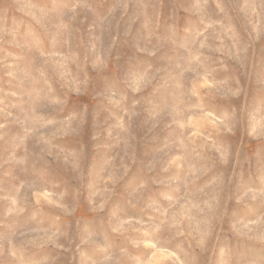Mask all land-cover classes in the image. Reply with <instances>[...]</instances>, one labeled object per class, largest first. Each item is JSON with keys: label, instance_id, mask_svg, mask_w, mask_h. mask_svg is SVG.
I'll return each mask as SVG.
<instances>
[{"label": "rangeland", "instance_id": "1", "mask_svg": "<svg viewBox=\"0 0 264 264\" xmlns=\"http://www.w3.org/2000/svg\"><path fill=\"white\" fill-rule=\"evenodd\" d=\"M0 264H264V0H0Z\"/></svg>", "mask_w": 264, "mask_h": 264}]
</instances>
